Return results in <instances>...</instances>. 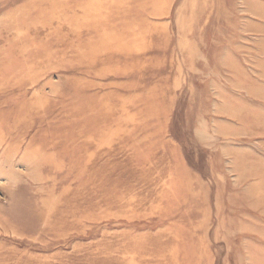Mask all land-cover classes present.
<instances>
[{
	"label": "rangeland",
	"instance_id": "374dc122",
	"mask_svg": "<svg viewBox=\"0 0 264 264\" xmlns=\"http://www.w3.org/2000/svg\"><path fill=\"white\" fill-rule=\"evenodd\" d=\"M0 25V264H264V0H0Z\"/></svg>",
	"mask_w": 264,
	"mask_h": 264
},
{
	"label": "bare ground",
	"instance_id": "6f19581e",
	"mask_svg": "<svg viewBox=\"0 0 264 264\" xmlns=\"http://www.w3.org/2000/svg\"><path fill=\"white\" fill-rule=\"evenodd\" d=\"M76 1H77V0H76ZM60 4H61V3H60ZM63 4H64V3H62V5H63ZM88 6H89V5H88ZM88 6H87V7H88ZM95 6H96V4H95ZM59 7H60V6H59ZM82 7H83V6H82ZM85 7H86V5H85ZM108 7H109V6H108ZM122 7H123V6H122ZM153 7H154V6H153ZM62 8L64 9V7H62ZM83 8H84V7H83ZM95 8H96V7H95ZM60 9H61V7H60ZM78 9H80V8H78ZM81 9H82V8H81ZM87 9H88V8H87ZM87 9H85V10H87ZM89 9H90V8H89ZM55 10H56V9H55ZM100 10H101V9H100ZM100 10H99V11H100ZM53 11H54V10H53ZM53 11H51V12H53ZM94 11L96 12L97 10H93V12H94ZM49 12H50V11H49ZM49 12H48V13H49ZM81 12L83 13L84 10H81ZM85 13H86V12H85ZM17 14H18V13H17ZM21 14H23V13H21ZM88 14H89V13H87V15H88ZM5 15H6V14H5ZM9 15H10V14H9ZM56 15H57L56 19H55L54 17H52V19L54 18V19L57 21L58 14H56ZM82 15H83V14H82ZM87 15H85V16H87ZM6 16H7V15H6ZM23 16H24V15H23ZM37 16H38V15H37ZM54 16H55V15H54ZM85 16H84V17H85ZM9 17H11V16H9ZM33 17H34V16H33ZM38 17H39V16H38ZM49 17H50V16H49ZM49 17H48V18H49ZM135 17H136V16H135ZM5 18H6V17H5ZM7 18H8V17H7ZM50 18H51V17H50ZM137 18H138V17H137ZM15 20H16V19H15ZM20 20H21V18H20ZM59 20H60V19H59ZM33 21H34V20H33ZM40 21H41V20H40ZM47 21H48V20H47ZM56 21H55V26H57V25H56V23H57ZM64 21H65V20H64ZM36 22H37V20H36ZM45 22H46V21H45ZM7 23H10V22H7ZM34 23H35V21H34ZM42 23H43V22H42ZM42 23H41V24H42ZM46 23H48V22H46ZM11 24H12V23H11ZM11 24H10V26H11ZM15 24H16V23H15ZM57 24H59V22H58ZM13 25H14V24H13ZM13 25H12V26H13ZM21 25H22V24H21ZM42 25H43V24H42ZM44 25H45V24H44ZM128 25H129V24H128ZM0 26H1V25H0ZM40 26H41V25H40ZM40 26H39V27H40ZM55 26H54V27H55ZM51 27H52V25H51ZM59 27H60V26H59ZM13 28H14V27H13ZM17 28H18V27H17ZM17 28H16V29L14 28L15 31L17 30ZM22 28H23V27H22ZM27 29H28V28H27ZM41 29H43V28H41ZM137 29H138V28H137ZM23 30H24V29H23ZM23 30H22V31H23ZM48 30H49V27H48ZM9 32H10V31H9ZM18 32H19V31H18ZM44 32H45V31H44ZM123 32L125 33V31H123ZM123 32H122V33H123ZM59 33H60V32H59ZM115 33H116V32H115ZM50 34H51V33H50ZM60 34H61V33H60ZM5 35H6V34H5ZM51 35H52V34H51ZM116 35H117V34H116ZM44 36H45V35H44ZM44 36H43V37H44ZM53 36H54V35H53ZM123 37H124V36H123ZM123 37H122V38H123ZM63 38H64V37H63ZM125 38H126V36H125ZM43 39H44V38H43ZM0 42H1V41H0ZM20 43H21V42H20ZM122 43H124V41H122ZM3 44H4V43H3ZM23 44H24V43H23ZM15 45H16V44H15ZM24 47H25V46H24ZM54 49H55V48H54ZM50 52H51V51H50ZM53 52H54V51H53ZM53 52H52V53H53ZM55 53H56V51H55ZM60 54H61V52H60ZM60 54H59V55H60ZM62 54H63V53H62ZM51 58H52V57H51ZM29 101H30L31 104H32V108H31L30 110H29V108L19 107V108H17L15 111H16L18 114H20V115H31V113H32L34 110H36V108H38V107L40 106L41 102H42V100H41L40 98L36 97V95L33 96L31 99H29ZM26 102H27V101H24V103H26ZM24 103H23V104H24ZM43 104H44V103H43ZM59 105H60V104H59ZM43 106H44V105H43ZM43 106H42V107H43ZM63 114H64V113H63ZM20 122H21V121H20ZM20 122L17 121L18 124H20Z\"/></svg>",
	"mask_w": 264,
	"mask_h": 264
},
{
	"label": "crops",
	"instance_id": "0c3cea01",
	"mask_svg": "<svg viewBox=\"0 0 264 264\" xmlns=\"http://www.w3.org/2000/svg\"><path fill=\"white\" fill-rule=\"evenodd\" d=\"M122 44H124V43H122ZM263 174L264 173H262V174H260V175H257L255 172H253V177H255L254 178V180H246V181H244V183H243V185H252L251 183L252 182H254L255 184H258V183H262V184H264V177H263ZM252 177V176H251ZM258 182V183H257ZM261 204V203H260ZM258 208V207H257ZM264 210V209H263ZM261 211V208H258V212H260Z\"/></svg>",
	"mask_w": 264,
	"mask_h": 264
}]
</instances>
